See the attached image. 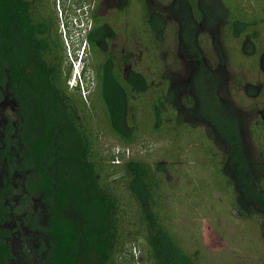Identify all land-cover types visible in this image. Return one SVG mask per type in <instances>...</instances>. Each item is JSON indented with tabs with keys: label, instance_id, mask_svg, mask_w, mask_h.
I'll return each mask as SVG.
<instances>
[{
	"label": "trees",
	"instance_id": "obj_1",
	"mask_svg": "<svg viewBox=\"0 0 264 264\" xmlns=\"http://www.w3.org/2000/svg\"><path fill=\"white\" fill-rule=\"evenodd\" d=\"M122 1L121 15L126 16L132 6L142 14V23L126 36V53L111 50L108 43L117 34L106 26L90 28L82 37L89 59H99L83 78L87 104L77 85L73 95L66 94L59 64L51 61L56 40L50 30L56 18L38 15L26 0H0V121H6L2 142L6 148L0 157L5 160V183L10 177H23L29 197H41L48 241L43 264H194L164 227L173 215L167 206L170 197L164 190L163 174L123 150L128 152L142 134L170 144L182 134L196 137L179 120L169 82L156 79L162 63L172 60L186 61L191 71L194 69V91L201 90L204 71L215 74L202 63L194 39L197 25L208 16L200 9L201 0ZM219 1L225 10V38L244 36L254 48L258 28L264 25V4L256 0ZM148 3L161 13L153 12ZM57 42L63 46L60 38ZM104 47L103 54L100 50ZM141 54L157 62L149 74L134 71L130 64ZM76 58L74 54L73 61ZM257 58L261 70L264 52L260 45ZM212 100L214 103L198 98L214 130L199 136L197 144L202 156L209 157L208 168L218 170L221 180L212 186L216 192L229 194L227 203L237 213L243 215L244 204L255 203L264 215V120L258 117L250 128L249 137L261 157L253 162L240 137L235 110L221 106L214 94ZM186 101L185 108L191 103L193 110L195 102L190 98ZM4 103L9 104L16 122L3 117ZM101 136L111 139L120 152L103 158L96 146ZM177 149L181 150L174 145L167 147L169 159ZM12 193L9 185L0 190V226L6 221L4 200ZM19 194L24 204L25 196ZM124 202L127 208L122 211ZM6 235L0 230V264H8L11 258ZM139 240L145 250L135 263L131 249ZM127 251L128 259L122 260Z\"/></svg>",
	"mask_w": 264,
	"mask_h": 264
},
{
	"label": "rangeland",
	"instance_id": "obj_2",
	"mask_svg": "<svg viewBox=\"0 0 264 264\" xmlns=\"http://www.w3.org/2000/svg\"><path fill=\"white\" fill-rule=\"evenodd\" d=\"M26 1L32 3L34 12L38 15L46 14L45 17H51V20L56 18L50 30L51 38L56 40L52 47L51 61L59 64L61 82L65 81L68 88L66 94L73 95L72 90L77 85L81 98L87 103L88 93L83 90L85 89L83 78L88 77V70H92L94 63L97 60L99 62V59H89L90 55L86 53L87 47H84L80 36L75 35L74 37L75 31L81 29L80 22L86 23L87 26L90 25L96 13L95 16L101 17L103 26H109L116 31L117 36L111 49L126 53V36L129 31L136 30L142 23L139 8L132 6L126 16H123L116 9L121 8L122 10L123 6H119V0H109L107 3H100V0ZM256 2L259 5L264 4L263 0H256ZM148 5L153 12L161 13V9L154 4L148 3ZM200 7L208 19L205 18L196 28L194 36L195 41L197 40L196 47L203 57L204 66L207 70L213 71L212 73L220 75L219 78L215 74L204 71L202 88L200 91H194L192 80L195 74L194 69L192 68L191 71L186 61L182 60L178 63L172 60L173 62L169 64L162 63L161 73L156 79L161 82L164 78L169 82L172 89L171 101L178 110L179 120L185 128H188L187 131H191L196 137L190 139L188 133L187 136L182 134L176 142L170 144L171 141L142 134L140 139L129 147L127 153H125L126 150L123 151L129 157L147 162L153 170H158L163 174L166 182L164 190L170 197L167 200V206L173 215L164 223V227L192 257L194 264H264V238H262L264 215L262 211L255 203L253 205L247 203L244 204L243 215H241L227 203L229 200L226 197L229 194L216 192L213 186L219 185L221 180L218 178V170L212 172L211 168H208L210 166L207 160L209 157H203L197 145L199 136H208L213 128L207 116L203 114L198 98L202 96L208 102L214 103L212 100V94H214L218 96L221 106L235 110L240 137L250 160L260 161V154L249 136L250 128L255 125L257 118L264 120V66L261 65L260 70L259 59H256L259 45L264 52V47H261L264 46V25L258 28L259 36L256 38V45L254 44L257 48H251L249 40L244 36L238 39L225 38L222 18L225 10L219 0H201ZM187 13L191 21L190 13ZM56 27L57 30H55ZM59 38L63 43V48L57 42ZM76 53H78L77 60L73 61ZM184 53L183 50V57ZM141 56L142 58L139 59ZM79 57L82 59L78 62ZM159 59H162V55ZM153 61L155 62L150 55L141 54L136 56L130 64L134 71L149 74L150 69L157 64ZM186 98L195 102L193 110H190L191 103L189 108H185ZM3 105H5L1 109L3 117L6 116L12 122H16L13 112L8 108L9 104L4 103ZM225 113L229 114L227 109ZM225 113L223 115L227 117ZM92 119L96 122V118ZM211 144L214 147L212 142ZM173 145L181 150H175L169 159L167 147ZM96 146L103 158L107 159L121 150L115 147L111 139L103 136L97 139ZM4 162L5 160L0 157V190H5L9 185L12 186L14 194L20 191L29 199L25 210L29 214L28 223L31 221L32 224V218L38 215L39 223L36 224L34 231L38 233L41 240L48 242L45 236L47 217L44 213L45 207L40 201L41 197L37 195L29 197L24 190L23 177H10L8 183H5ZM233 196L235 194L230 195V197ZM6 200L5 198L4 205L9 206L12 203L11 199ZM126 208L124 202L121 210L125 211ZM2 227L4 228V224L0 226V230L3 229ZM141 244L143 242L139 240L135 248L131 249L135 263L140 256H143L145 250ZM127 253L128 251L122 256V260L128 259ZM11 264H15L13 257Z\"/></svg>",
	"mask_w": 264,
	"mask_h": 264
},
{
	"label": "flooded vegetation",
	"instance_id": "obj_3",
	"mask_svg": "<svg viewBox=\"0 0 264 264\" xmlns=\"http://www.w3.org/2000/svg\"><path fill=\"white\" fill-rule=\"evenodd\" d=\"M109 0H100V3H107ZM119 6L125 4L122 0H119ZM121 11V8H116ZM96 14V13H95ZM93 16L90 23V28H94L97 25H103L102 19L99 16ZM198 26V25H197ZM107 28L111 29L109 26ZM89 28V29H90ZM116 39V38H115ZM115 39H110L109 46L111 48ZM107 42V39H105ZM107 46V44H105ZM107 48L101 49L100 51L104 54ZM112 50V49H111ZM121 55L123 52L121 51ZM94 67L98 64V60L94 63ZM264 113V110H263ZM261 115V112H260ZM262 119V118H261ZM263 120V119H262ZM6 125V121H0V151H3L6 146L2 144L4 136V126ZM20 193V192H19ZM9 194L7 196V200L11 199V204L9 206H5L6 211V221L4 222V228L2 230L7 232L4 240L6 244L9 246L10 256L8 259V264H11V260L13 257V261L15 264H43L44 259L46 257L47 251V242L46 240H41L40 236L36 231H34L33 225L39 223V216L35 215L30 223H28L29 214L25 212L27 209L26 202H29V199L25 197L24 204L22 203V195L21 194ZM40 204V203H39ZM41 207V206H40ZM42 212V211H41ZM43 241V242H42Z\"/></svg>",
	"mask_w": 264,
	"mask_h": 264
},
{
	"label": "built area",
	"instance_id": "obj_4",
	"mask_svg": "<svg viewBox=\"0 0 264 264\" xmlns=\"http://www.w3.org/2000/svg\"><path fill=\"white\" fill-rule=\"evenodd\" d=\"M80 25H81V29H79L77 32L75 31V33H74V37H76V36H80L81 41L84 43V41L82 40V37H83V35H84V32L87 31V30H89L90 25L87 26V24H86V23H83V22H80ZM75 35H76V36H75ZM84 47H86V46H85V43H84ZM77 54H78V53H77ZM81 54H82V52H81ZM117 153H118V152H117ZM125 153H127V151H126ZM116 163H117V162H116Z\"/></svg>",
	"mask_w": 264,
	"mask_h": 264
},
{
	"label": "clouds",
	"instance_id": "obj_5",
	"mask_svg": "<svg viewBox=\"0 0 264 264\" xmlns=\"http://www.w3.org/2000/svg\"><path fill=\"white\" fill-rule=\"evenodd\" d=\"M76 55H77V57H78V54H77V53H76ZM81 59H82V58L79 57L78 62H79V60L81 61ZM76 60H77V58H76ZM76 60H75V61H76ZM72 62H73V61H72ZM74 63H75V62H74ZM74 65H75V64H74Z\"/></svg>",
	"mask_w": 264,
	"mask_h": 264
}]
</instances>
